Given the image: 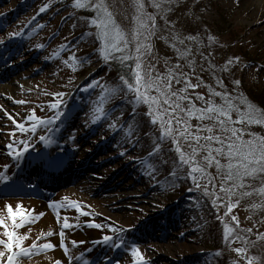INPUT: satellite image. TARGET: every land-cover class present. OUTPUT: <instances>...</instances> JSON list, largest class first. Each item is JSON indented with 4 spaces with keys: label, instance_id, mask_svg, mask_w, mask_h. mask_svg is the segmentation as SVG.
I'll return each instance as SVG.
<instances>
[{
    "label": "rangeland",
    "instance_id": "1",
    "mask_svg": "<svg viewBox=\"0 0 264 264\" xmlns=\"http://www.w3.org/2000/svg\"><path fill=\"white\" fill-rule=\"evenodd\" d=\"M261 1L0 0V182L21 176L0 193V220L24 237L20 248L31 250L24 256L15 248L14 264H137L133 251L140 264H249L246 257L264 264V173L233 187L225 182L226 156H216L225 166L219 170L205 159L206 148L184 163L176 142L186 157L195 142L180 137L175 120L165 135L129 87L135 37L144 32L138 20H147L151 35L140 40L148 45L140 53L146 79L173 73L171 91L188 98L180 101L184 109L189 101L220 107L226 95L240 112L264 115ZM105 14L128 40L124 53L103 39ZM185 81L198 86L181 91ZM231 117L237 121L238 112ZM188 123L193 133L208 126L214 135H231L215 120ZM229 127L244 141L264 138V124ZM196 166L203 175L192 172ZM45 197L48 208L36 207ZM21 205L23 226L13 229L8 206ZM105 236L113 239L105 243ZM0 251L8 255L2 245Z\"/></svg>",
    "mask_w": 264,
    "mask_h": 264
},
{
    "label": "snow or ice",
    "instance_id": "2",
    "mask_svg": "<svg viewBox=\"0 0 264 264\" xmlns=\"http://www.w3.org/2000/svg\"><path fill=\"white\" fill-rule=\"evenodd\" d=\"M99 10H103V5L97 6ZM44 9H41L43 11ZM149 20L151 18H148ZM140 28L144 29V32H137L135 37L137 41L136 46V71L134 72L135 85H129L131 90H134L137 96L138 101H143L148 104L150 114L153 117L152 122L156 123L159 120L161 128L165 135H172L173 128L172 122L175 120L177 125H182L179 131L180 137H183L185 140H192L196 144V148H193L191 154L188 157L180 149L179 142H176V150L180 153V158L184 163H188L189 160L195 156L197 148H206L208 155L205 159L208 161V164H216L217 169H223L225 166L221 165L220 161L216 159V156H226L229 163L226 167V176L225 182L233 181V187H244L242 181L246 176H254L257 173H264V138H254L252 140L244 141L238 135L239 130L234 127H229L230 124L235 123H255V124H264V115H257L253 111L249 110L248 112H240L236 105L232 102L231 98L224 95V105L217 107L213 105L210 101L207 102V107L196 108L191 101H189V107L184 109L181 107L180 101L188 99L185 96H177L176 93L171 91V81L176 78L173 73L169 72L166 78L157 77L156 79L145 78L141 73V63H140V53L146 51L148 48L147 44H141V38L147 40L148 36L151 35V32L148 31V22L147 20H138ZM101 29L103 39L115 52L124 53L126 51V46L128 40L124 38L123 34L118 30H115V26L111 22L110 14H105V18L100 21L98 25ZM147 33V34H144ZM191 39V38H190ZM211 39V38H210ZM123 59H132L131 55H124ZM177 82L179 79L177 78ZM185 91L188 87H197L198 85H191L190 82L185 81ZM155 90L157 95H151V91ZM215 95H222L221 93H214ZM175 97V100L173 99ZM196 99L204 100L203 96L197 95ZM52 108H56V105H51ZM233 111L238 112L239 119L233 121L231 113ZM179 113H184V116L178 115ZM167 117V119H166ZM196 118L200 121L203 120H215L216 123L220 126L222 131L230 132L229 136H220L213 134V128L204 126L203 128L198 127L195 133L191 130V125L188 121L192 118ZM31 119V118H29ZM42 124L48 125L51 124V120L41 121ZM21 131H23L24 125H19ZM35 124L33 125L32 131H35ZM201 132H206L208 135H200ZM42 140L44 138H41ZM204 141V144L200 142ZM218 145V147H212V145ZM215 154V155H214ZM193 173L199 172L201 175L204 174V169L196 166L192 169ZM195 181L196 177L193 176ZM211 182V178H209ZM239 181L240 183H236ZM222 191L226 194H231L232 189L223 187ZM264 193V188L260 189ZM245 195H251V193H244ZM215 203V201H214ZM77 208L80 206L77 205ZM229 209L232 207L231 204L228 205ZM8 216L12 220V227H22V224H17V218L20 220L25 219V212L23 206H19L16 211H13L11 206H8ZM34 219V217H33ZM97 229L102 228V225H94ZM0 227H3L5 240H0V245H2L6 250L8 255L5 252L0 251V264H3V260L6 258L7 264H14V259L17 256V253L14 251L15 248H20L22 240L24 237L17 236L14 230H9L8 225L0 220ZM64 227H69V224L65 221ZM250 231V230H249ZM103 242H108L113 239L111 237L105 236L102 238ZM259 239H264V235L259 237ZM114 241V240H113ZM115 242V241H114ZM75 243V242H74ZM45 248H50L52 245H44ZM238 253H244L245 248L236 249ZM20 254L28 256L31 254V250H26L20 248ZM132 256L137 258V264H140L142 258L140 257L137 251L132 252ZM249 264H256L255 257H246Z\"/></svg>",
    "mask_w": 264,
    "mask_h": 264
},
{
    "label": "bare ground",
    "instance_id": "3",
    "mask_svg": "<svg viewBox=\"0 0 264 264\" xmlns=\"http://www.w3.org/2000/svg\"><path fill=\"white\" fill-rule=\"evenodd\" d=\"M264 2V1H263ZM263 2L261 1L259 4H260V6H258V7H261V5L263 4ZM1 89H3V87L2 86H0V90ZM0 148H1V143H0ZM3 148V147H2ZM2 152H1V150H0V156H2ZM26 166H27V164H26ZM29 168V167H28ZM28 168H26V169H28ZM28 173V172H27ZM24 176H25V178L27 179V180H29V181H32V177H29L28 175H26V173H24ZM80 175H77V176H73V177H70V179L71 178H73V180L71 179H69L70 181L69 182H74L75 180H76V177H79ZM92 176V175H91ZM21 176L19 175V176H16V175H13L12 177H10V178H8L5 182H0V193H1V191H3V189L5 188V187H9V186H11L10 184H11V182H16L19 178H20ZM88 182V181H87ZM71 183V184H72ZM90 183V182H89ZM1 196V195H0ZM46 201H44V202H41V203H39L36 207H40V208H42L43 210H46L47 208H48V206L50 205L49 204V199H48V197H45L44 198Z\"/></svg>",
    "mask_w": 264,
    "mask_h": 264
},
{
    "label": "trees",
    "instance_id": "4",
    "mask_svg": "<svg viewBox=\"0 0 264 264\" xmlns=\"http://www.w3.org/2000/svg\"><path fill=\"white\" fill-rule=\"evenodd\" d=\"M115 64H116L117 66L119 65V63H118V62H116ZM260 103H261V105H262V106H263V108H264V100H261V102H260Z\"/></svg>",
    "mask_w": 264,
    "mask_h": 264
}]
</instances>
